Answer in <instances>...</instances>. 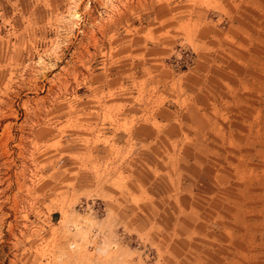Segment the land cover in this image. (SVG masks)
Wrapping results in <instances>:
<instances>
[{"label": "rangeland", "instance_id": "1", "mask_svg": "<svg viewBox=\"0 0 264 264\" xmlns=\"http://www.w3.org/2000/svg\"><path fill=\"white\" fill-rule=\"evenodd\" d=\"M0 264H264V0H0Z\"/></svg>", "mask_w": 264, "mask_h": 264}]
</instances>
